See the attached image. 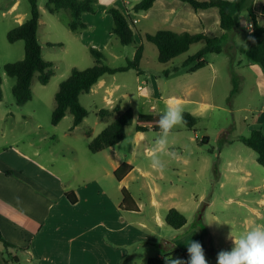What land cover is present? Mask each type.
<instances>
[{"label":"rangeland","instance_id":"374dc122","mask_svg":"<svg viewBox=\"0 0 264 264\" xmlns=\"http://www.w3.org/2000/svg\"><path fill=\"white\" fill-rule=\"evenodd\" d=\"M228 1L235 3V0ZM137 2L138 0H97L96 14L100 17L98 20L109 17L107 9L111 7L121 11L128 10L130 18L138 20L141 14L138 16L133 10ZM12 3V0H0V75L3 77L0 99V128L3 133L0 132V142L16 140L21 141V144L24 139L35 137L34 127L38 125L43 133L55 140V143L51 140L42 143L44 146L51 144L55 149L67 148V145L73 142L78 150V154L75 153L77 156L93 157L95 153L90 151L89 142L112 123V119L102 120L97 114L102 109H109V106L103 103L100 95H82L81 103L89 115L75 137L70 134L74 122L71 113H68L58 126L52 125V114L56 106L55 95L60 84L70 76L72 69L86 70L94 66L96 59L91 49L103 54L102 61L106 66L116 69L126 67L128 62L134 59L137 45H123L113 34L110 38L106 31L108 24L100 29L98 20H89V34L75 33L68 27V22L72 20L69 11L62 10L58 14H51L47 8L48 0H39L42 16L38 39L43 58L54 65L55 75L48 85L43 86L39 83L37 74L32 82V100L24 106H18L12 92L15 79L5 73L4 67L22 61L25 57V46L23 41L10 43L7 34L18 26L19 14L27 18L30 16V5L28 0H22L20 11L14 14L9 11ZM188 7L195 11L191 6ZM243 17L247 26L225 33L221 39L223 52L207 56L218 69L215 75L213 70L208 68L207 80L203 83L209 88L212 95L210 101L214 107L210 109L207 117L201 120L199 126L194 129L185 125L177 126L169 136V144L183 145L186 149L185 155L194 154L191 163H164L166 168L161 173L152 170L141 159L137 162L142 168L150 170L152 176L149 181L155 178V182L160 186L161 195L158 201L161 222L155 224V239H145L130 229L129 242L123 246L127 255L121 264H147L150 258L170 253H175L176 258L187 261V244L190 240L202 244L208 264H217V253L221 250L230 251L233 247V241L229 238L231 231L234 237H238L253 227L264 225V168L257 162V154L239 141V138L250 135L249 128L254 119L264 110V97L259 95L256 89L257 71L250 67L243 70L241 66L244 63L256 66L258 64L253 63L237 49V46H246L251 41L249 19L247 15ZM141 21L132 25L135 32L140 30L141 24L144 23ZM163 28L165 27L158 25L152 30L155 32ZM142 42L145 48L143 75L139 76L136 70L131 69L128 72L106 76L111 86L121 83L126 87L119 95L123 92L129 93V98L121 101V108L123 111L131 109L135 117L140 112L150 111V105L144 103L145 100L137 91L138 77L141 81H146L148 77L158 78L161 93L166 96L169 90L168 78L163 74V70L173 71V64L159 63L158 49L154 44L147 40ZM137 43H141L139 36ZM204 45L202 42L194 44L188 53L175 59L174 65L181 67L183 59L194 55ZM234 88L236 91L232 93ZM134 130L135 122L128 127L127 133L131 135ZM85 133L90 141H84ZM152 136L156 137L157 134ZM205 138L209 141L203 143ZM129 145L128 137L118 149L126 150ZM176 153L183 154L179 150ZM239 159L244 161L243 165H239ZM107 182L115 185L113 177L107 178ZM141 186L143 179L132 186V190L138 196L143 194L141 197L145 204L147 196L145 191L139 192ZM175 206H178L187 218V224L179 230L165 222L169 209ZM141 222L142 217L139 214H129L130 225ZM2 252L5 253L3 248ZM11 253L12 256H20L21 260L9 264H30L28 258L20 251L11 250ZM4 256L8 257L7 254Z\"/></svg>","mask_w":264,"mask_h":264},{"label":"crops","instance_id":"0c3cea01","mask_svg":"<svg viewBox=\"0 0 264 264\" xmlns=\"http://www.w3.org/2000/svg\"><path fill=\"white\" fill-rule=\"evenodd\" d=\"M12 1L9 11L14 14L18 13L22 0ZM188 6L190 5L179 0H158L150 10L135 13L138 16L141 14L140 19H134L136 23L144 21L140 30L134 31L136 45L144 47L142 40H146L147 34L154 35L162 30L176 33H205L211 37H224L225 32L220 29V15L217 8L192 11ZM254 10L259 16V22L264 26V0H255ZM122 12L129 17L131 22L132 18L128 10H122ZM17 17L19 18L18 25L23 24L29 18L23 14ZM98 18L100 17L97 14L85 13L82 19L88 28L75 33L87 35L86 33L91 28L89 20L96 22ZM106 24H108L106 31L111 38L114 25L111 15L98 20L100 29ZM246 24V20L245 25L241 22V27ZM158 25L165 28L153 32L152 29ZM137 36L141 40L140 44L137 43ZM250 43L251 41L246 46L239 45L237 49L241 51L243 47L248 48ZM188 57L183 59L181 67L174 65L175 60L166 64H173L172 72L169 69L163 70V74L168 78L169 90L166 96L161 93L158 78L148 77L146 81H141L138 77L137 91L145 100L144 103L150 105V111L140 112L137 117L134 114V122L143 114L160 116L170 100L179 101L184 113L197 118L196 127L202 119L207 117L214 105L210 101L212 95L209 88L203 83L207 80L206 70L208 68L213 70L215 75L218 73L217 65L212 64L206 57V67L189 73L183 67ZM144 59L145 48L140 71L136 70L139 76L145 73ZM239 63L241 64L242 61ZM241 66L243 70L250 67L257 71L258 86L256 89L258 94L264 97L262 69H259V65L249 63ZM123 89L126 90V87L121 83L111 86L105 77L93 87L90 95L102 96L103 103L109 106V109H113L118 104L121 106L122 100L129 98V93L123 92L119 95ZM80 126L71 129L70 134L76 137ZM253 129L264 133V110L254 119L249 131ZM34 130L36 139L35 137L24 139L21 144V141L16 140L0 142V230L6 241L24 249L20 252L28 258V263L121 264L122 259L127 255V250L123 249V246L129 242L130 229L140 237L148 240L155 239L153 235L155 224L161 222L160 202L158 201L161 195L160 186L155 182V178L149 181V177L152 176L150 170L142 168L137 162L141 159L144 164L151 167L149 152L155 147L156 138L152 134H158L157 132L152 129L148 132L134 130L131 135L127 133L126 140L130 138V147L126 150L118 149L126 141L124 140L115 147L93 154L91 158H83L76 155L78 150L75 143H69L67 148L58 147V149L51 144L44 146L43 144L48 140L54 143L55 140L43 133L38 125L34 127ZM0 132L3 133L1 128ZM75 139L81 141V139ZM84 141H90L86 133ZM178 150L183 154L176 153ZM167 152H174L175 156L161 153L160 158L163 163L181 161L184 165H189L194 155H185L186 149L183 145L168 144ZM123 163H128L133 169L123 180L118 181L115 172ZM238 163L243 165L244 161L239 159ZM9 171L12 174L9 175ZM110 177L115 180V185L107 182V178ZM140 179H143V186L140 187L139 192L145 191L147 196L145 204L142 202L143 194L138 196L132 190V186ZM123 189L130 192L139 212L124 211L121 208ZM66 193H74L76 203H71L66 198ZM175 209L181 212L178 206H175ZM130 213L139 214L142 222L130 225ZM2 248L0 244V264H6Z\"/></svg>","mask_w":264,"mask_h":264},{"label":"trees","instance_id":"16d2710c","mask_svg":"<svg viewBox=\"0 0 264 264\" xmlns=\"http://www.w3.org/2000/svg\"><path fill=\"white\" fill-rule=\"evenodd\" d=\"M158 0H140L134 6V12L150 10ZM190 5L195 11L209 10L217 8L220 15V29L227 33L241 29L243 15H247L249 23L252 25L251 43L248 48H241L253 63L258 64L264 72V26L259 22V16L254 10L255 0H235L232 4L228 0H179ZM30 5V16L21 25L12 29L7 34L10 43L23 41L25 46V57L22 61L7 64L4 67L5 73L15 79L12 92L18 106H24L32 100V82L38 74V81L41 85H48L54 77V65L44 60L42 48L38 39V29L42 16L39 0H28ZM97 0H48L47 8L49 13L55 14L61 10L69 11L73 20L68 24L71 31L86 30L88 26L83 22L82 16L85 13L96 14ZM233 8V10H232ZM107 13L111 15L114 25L112 34L116 36L121 44H136L135 32L131 27L129 17L114 7L108 8ZM145 39L154 44L158 49V61L161 64H168L183 54L190 51L191 47L197 43H205L204 47L194 55L189 56L183 67L189 73H194L207 66L206 57L209 54H221V37H211L205 33L191 34L189 32L176 33L170 30H162L154 35L147 34ZM95 57V64L86 70L74 68L70 76L64 80L55 95L56 106L52 114V125L58 126L61 121L71 113L74 117L72 130L80 126L88 117L89 112L81 103V96L90 94L93 87L103 80L106 76L117 73L128 72L131 69L140 71V64L144 55V47L137 46L134 59L128 62L126 67L110 68L106 66L102 59L103 54L96 49H91ZM3 77L0 75V99ZM236 88L232 91L234 93ZM98 117L102 120L112 119L109 124L90 144L89 149L92 153H98L112 148L126 140L128 127L134 124V113L131 109L123 111L118 104L113 109H102L98 112ZM160 116L143 114L135 122L137 132H148L152 129L159 133L158 120ZM187 121L186 127L194 129L198 124L197 118L189 113H184ZM209 139L205 138L204 142ZM240 142L251 148L257 154V162L264 168V133L261 130L253 129L248 137H242ZM133 167L128 163H123L115 172L118 181L123 180ZM8 174H12L11 171ZM123 201L121 208L124 211L139 212L132 195L127 189L122 190ZM66 198L71 203H76L74 193H66ZM165 222L174 229H181L187 224V218L179 210L172 208L168 211ZM0 244L8 257L4 256V262L18 263L19 258L12 256L11 250L23 251L24 249L10 244L4 238L0 230ZM167 257H175V253L166 254L163 257L150 258L147 264H165Z\"/></svg>","mask_w":264,"mask_h":264},{"label":"clouds","instance_id":"9594fccd","mask_svg":"<svg viewBox=\"0 0 264 264\" xmlns=\"http://www.w3.org/2000/svg\"><path fill=\"white\" fill-rule=\"evenodd\" d=\"M157 123L159 133L154 140L155 147L149 152V158L151 168L162 173L166 165L161 160L160 154L175 156L174 152H167L169 136L174 128L187 123L180 102L168 101ZM229 238L233 241V247L230 251L221 250L217 253V264H264V225L253 227L238 237H234L231 231ZM187 246L189 255L187 261L167 257L165 264H208L203 246L199 241L190 240Z\"/></svg>","mask_w":264,"mask_h":264},{"label":"built area","instance_id":"2783aa9c","mask_svg":"<svg viewBox=\"0 0 264 264\" xmlns=\"http://www.w3.org/2000/svg\"><path fill=\"white\" fill-rule=\"evenodd\" d=\"M131 23H132V24H135V23H136V20H132ZM248 28H249L250 30H252V25H251V24H248Z\"/></svg>","mask_w":264,"mask_h":264},{"label":"water","instance_id":"95a60500","mask_svg":"<svg viewBox=\"0 0 264 264\" xmlns=\"http://www.w3.org/2000/svg\"><path fill=\"white\" fill-rule=\"evenodd\" d=\"M242 25H245V20H242Z\"/></svg>","mask_w":264,"mask_h":264}]
</instances>
